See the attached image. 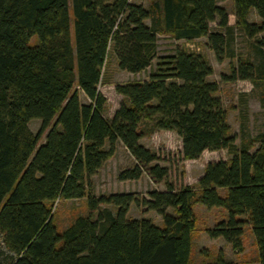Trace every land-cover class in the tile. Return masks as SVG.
Here are the masks:
<instances>
[{
    "label": "trees",
    "instance_id": "obj_1",
    "mask_svg": "<svg viewBox=\"0 0 264 264\" xmlns=\"http://www.w3.org/2000/svg\"><path fill=\"white\" fill-rule=\"evenodd\" d=\"M150 1L145 8L130 0H0V264H189L197 203L226 209V219L205 231L235 252L249 224L264 264V130L250 136L240 125L237 145L218 85L207 79L212 67L205 56L182 48L156 53L157 35L165 33L186 42L206 37L218 61L231 57L227 13L216 0ZM234 4L254 57L221 77L248 80L264 107V36L257 37L264 31V0ZM250 9L258 24L247 20ZM216 19L223 31L210 30ZM109 48L118 68L131 73L156 59L148 79L115 85L123 101L110 119L98 90ZM31 119L40 120L36 133ZM154 130L174 131L184 159L218 149L230 157L208 162L197 187L167 184L148 198L93 195L90 177L117 141L136 161L118 179H138L143 170L156 181L166 176V167L148 166L156 155L139 142ZM57 198H85L88 214L58 231L48 207ZM131 203L156 212L161 225L127 218ZM212 264L232 262L219 251Z\"/></svg>",
    "mask_w": 264,
    "mask_h": 264
},
{
    "label": "rangeland",
    "instance_id": "obj_2",
    "mask_svg": "<svg viewBox=\"0 0 264 264\" xmlns=\"http://www.w3.org/2000/svg\"><path fill=\"white\" fill-rule=\"evenodd\" d=\"M133 3L141 4L145 8L149 7L150 0H130ZM216 4L222 6L227 13L228 25H232L230 33V51L231 57H224L222 61H218L214 52L209 48L206 37H199L191 42L184 40H175L169 34L161 33L157 35V55H167L174 52L176 48H182L190 51L198 52L205 56L210 66L212 73L207 77L209 81H215L218 85L216 95L220 98L224 109L226 110V119L230 125L231 132L236 136L235 143L240 142V125H244L245 132L250 136H255L264 130V107L260 105L258 100V91L248 80H223L222 75L230 74V66H236L238 60L248 58L253 60V51L249 38L236 25L235 4L234 0H216ZM249 22L259 23L260 18L257 16L254 9H250L247 13ZM147 24L148 20L145 21ZM211 31H223L218 25V19L210 22ZM264 36V31L260 32L257 37ZM37 41L36 36H32L29 40L31 45ZM156 59L150 66L137 73L127 72L118 68L117 59L112 49L109 48L105 64L102 68L98 90L105 97V104L102 114L110 119L115 110L122 103L123 98L115 91V85L123 84L129 81H142L149 78V75L155 68ZM80 101L87 103L88 99L82 92L79 93ZM245 101V103H243ZM28 126L33 133H36L40 127L39 119H31ZM44 132L41 135L39 143H42L45 136ZM139 142L155 153L156 159L148 166L158 164L167 168L166 176L156 181L152 179L146 170H143L138 179L120 180L118 173L125 169L131 168L136 161L120 142H116L115 150L108 159L104 161L99 170L90 177L92 182L91 192L95 196L105 195L110 193L133 192L139 196L148 198V193L154 189L165 190L167 184H171L174 188H180L186 185L197 187L198 179L202 176L205 166L208 162L216 160L229 159L230 154L225 149L205 150L196 159H184L181 151V140L174 131L154 130L149 134L143 135ZM224 193V191L220 190ZM196 205V206H195ZM195 226L191 237L193 240L192 250L197 246L198 230L205 224H210L212 219L218 218L219 213L214 216L210 214L214 211L207 212L204 205L195 204ZM50 215L54 225L58 231L67 227L73 222L78 215L88 214L85 198L78 199H61L57 198L52 202H48ZM100 207H107L113 212L116 208L110 204H101ZM222 208V207H221ZM206 211V212H205ZM96 213L92 214L95 217ZM127 218H149L156 225H161L160 216L143 207H137L133 203L129 205ZM213 217V218H212ZM251 231V230H250ZM244 242L250 246L248 234H244ZM221 251V250H219ZM218 251V252H219Z\"/></svg>",
    "mask_w": 264,
    "mask_h": 264
},
{
    "label": "crops",
    "instance_id": "obj_3",
    "mask_svg": "<svg viewBox=\"0 0 264 264\" xmlns=\"http://www.w3.org/2000/svg\"><path fill=\"white\" fill-rule=\"evenodd\" d=\"M195 206H193V211ZM206 211L207 212L213 211L210 214L211 216H214L216 213H219L220 216L218 218L212 219L211 222H208L210 224H205L198 230L197 244H196L197 246L195 247V250H192L193 240L191 237L189 264L215 263L219 250L222 251L223 259L225 261L232 262V264H260L258 259V250L255 242V237L252 233L251 226L249 224L243 226V230L241 234L242 250L239 252H235L231 248L230 244L227 243L223 238L221 237L211 238L207 235L205 231L206 228L212 227L216 222L226 219L227 216L226 209L221 207H210V208H206ZM245 230H246V234H248L250 246H247L246 243L244 242ZM202 251H206V254L201 253Z\"/></svg>",
    "mask_w": 264,
    "mask_h": 264
}]
</instances>
